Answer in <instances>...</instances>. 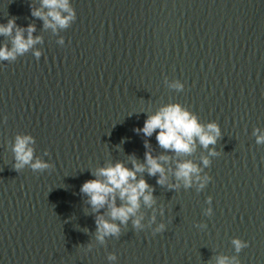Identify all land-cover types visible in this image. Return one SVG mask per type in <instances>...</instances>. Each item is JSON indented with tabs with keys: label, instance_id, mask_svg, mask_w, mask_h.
<instances>
[{
	"label": "clouds",
	"instance_id": "9594fccd",
	"mask_svg": "<svg viewBox=\"0 0 264 264\" xmlns=\"http://www.w3.org/2000/svg\"><path fill=\"white\" fill-rule=\"evenodd\" d=\"M42 5L49 11L45 14L36 9L32 11V15L43 19L46 28H52L54 31L57 27L67 28L72 21L76 20V12L70 7L69 0H42ZM25 31L28 34L27 38L24 35ZM34 31V25H29L27 29L19 27L16 24V17L8 19L6 24H0V35L12 37L11 49L7 45L0 47V61H14L39 42L40 37L33 38L32 36ZM35 55L39 57L40 53L36 52ZM169 86L177 91L183 89V85L179 81H175ZM134 131L142 132L146 137H151L155 132L159 146L175 154L192 153L197 139L200 145L207 149L209 145H215L220 136V128L217 123H209L205 128L198 122L195 115L178 103L168 104L160 108L146 119L142 129L137 128ZM256 132H259V129H256L254 134ZM34 143L35 140L31 135H17L15 137L12 146L15 160L14 170L20 171L28 166L34 172H43L54 168L53 164L34 156L35 149L32 147ZM256 143L264 144V135H258ZM145 147H148L147 142ZM47 154L46 152L45 155ZM209 155L215 156L217 153L213 150ZM168 159L169 157L164 155L154 157L150 151H146L143 164L137 163L135 158H132L133 167L131 169L122 162H116L114 165L108 164L106 167L97 168L93 172L96 179L83 183L80 192L88 197V204L92 210L98 212L105 206L108 208L110 219H105L103 215L96 217L97 240L103 243L105 237H119L120 225H127L129 220H131L134 228L139 229L141 227L143 216H137L141 208V201L149 209L156 201L152 195L154 189L144 178L137 180V173L147 171L149 176L159 174L157 183L163 186L168 181L163 162H167ZM202 162L205 166L209 164L207 157L203 158ZM200 172V167L195 163L184 161L176 164L174 176L176 180L183 181L186 188L192 185L193 178H195L196 181H200L199 187L202 189L212 178L209 176L201 178ZM175 186L178 187V185ZM117 195L121 201L119 205L116 203ZM206 214L211 215V209H208ZM160 215H164L162 208ZM151 220L152 223H155L156 216L153 215ZM115 221H119V224ZM197 227H206V225H197ZM165 229L166 225L159 223L153 234L162 233ZM231 243L237 253L248 246L246 241L239 238H234ZM108 259L110 261L116 260L115 254H110ZM216 264H239V261L235 257L221 256L217 258Z\"/></svg>",
	"mask_w": 264,
	"mask_h": 264
}]
</instances>
